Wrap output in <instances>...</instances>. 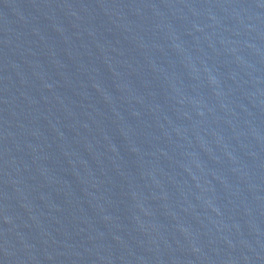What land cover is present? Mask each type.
<instances>
[{
  "label": "water",
  "instance_id": "1",
  "mask_svg": "<svg viewBox=\"0 0 264 264\" xmlns=\"http://www.w3.org/2000/svg\"><path fill=\"white\" fill-rule=\"evenodd\" d=\"M0 264H264V0H0Z\"/></svg>",
  "mask_w": 264,
  "mask_h": 264
}]
</instances>
